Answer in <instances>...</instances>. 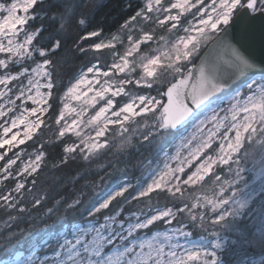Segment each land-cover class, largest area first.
I'll return each instance as SVG.
<instances>
[{
	"label": "snow or ice",
	"instance_id": "1",
	"mask_svg": "<svg viewBox=\"0 0 264 264\" xmlns=\"http://www.w3.org/2000/svg\"><path fill=\"white\" fill-rule=\"evenodd\" d=\"M89 3L0 2V264H264V0Z\"/></svg>",
	"mask_w": 264,
	"mask_h": 264
},
{
	"label": "trees",
	"instance_id": "2",
	"mask_svg": "<svg viewBox=\"0 0 264 264\" xmlns=\"http://www.w3.org/2000/svg\"><path fill=\"white\" fill-rule=\"evenodd\" d=\"M131 5V7H129ZM140 6L138 0H90L87 14L91 18V24L89 25L88 31L102 29L103 35H107L109 33L116 32L120 26L133 14L134 10ZM73 37H78L80 34V29L73 28L70 30ZM98 39V38H92ZM85 45H89L92 43V40L83 41ZM69 47L71 48V44L69 43ZM62 55H66L68 57V63L63 68V82L61 85L62 89H66L70 81H73L76 75L79 73L81 68H84L91 59V56L80 58L77 57L74 53H62ZM63 94V91L57 93V100L55 109L58 113L59 108L61 107L58 97ZM47 139H52L51 133L46 132L45 137ZM67 139V138H65ZM70 142V141H69ZM62 143H52L46 144V151L50 153L49 159L59 158L62 154ZM108 160L113 162H118V167L122 168L124 165L134 162V155L133 156H122L120 155L116 148H113L112 154L109 155ZM107 162V161H104ZM80 166L78 164H71L69 168L71 169H78ZM52 175L51 172H45V176L41 177V180H45L47 176ZM10 183V182H9ZM71 187V186H69ZM79 187L72 189L69 191L68 189H61L55 193V195H66L72 196L75 192L79 191ZM53 192L51 187H49V195H52ZM163 203V199L161 200ZM7 213L0 210V228L4 226L3 222L6 219ZM79 219V217H72L69 216L68 219ZM51 223V221H50ZM194 235H199V233H194ZM3 255V253H0Z\"/></svg>",
	"mask_w": 264,
	"mask_h": 264
},
{
	"label": "water",
	"instance_id": "3",
	"mask_svg": "<svg viewBox=\"0 0 264 264\" xmlns=\"http://www.w3.org/2000/svg\"><path fill=\"white\" fill-rule=\"evenodd\" d=\"M253 52H254V54L257 55V56L261 55V51H260L259 46H256V47L253 49Z\"/></svg>",
	"mask_w": 264,
	"mask_h": 264
},
{
	"label": "rangeland",
	"instance_id": "4",
	"mask_svg": "<svg viewBox=\"0 0 264 264\" xmlns=\"http://www.w3.org/2000/svg\"><path fill=\"white\" fill-rule=\"evenodd\" d=\"M139 1V3H140V5H141V3H142V0H138ZM0 2H8V0H0ZM22 14V13H21ZM105 58H107V57H105ZM79 74V73H78ZM77 74V75H78ZM76 75V76H77ZM117 150V149H116ZM196 236H198V235H194V237H196Z\"/></svg>",
	"mask_w": 264,
	"mask_h": 264
}]
</instances>
